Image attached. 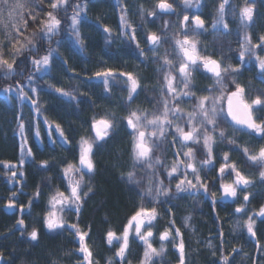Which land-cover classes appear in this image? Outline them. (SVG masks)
<instances>
[{
  "label": "trees",
  "instance_id": "16d2710c",
  "mask_svg": "<svg viewBox=\"0 0 264 264\" xmlns=\"http://www.w3.org/2000/svg\"><path fill=\"white\" fill-rule=\"evenodd\" d=\"M156 2L70 0L67 12L59 11L61 30L52 38L50 45L41 41L37 33V52L25 51L17 57L15 74L5 78L6 70L0 69V254L3 257L0 264H80L82 254L78 251L74 229L69 227L71 224L88 232L86 240L97 264H108L110 259L113 264H119V259L115 257L117 246L115 243L112 246L107 244L106 233L112 230L119 235L142 203L146 208L157 209L158 215L152 227L153 246L157 249L161 243L165 246L163 254L154 257V264H179V251L175 244L181 239L185 245V264H222L225 256L228 257V264H264V217L254 218L255 237L244 226L247 217L264 206V182L259 179L262 169L251 164L243 154L244 147L255 152L264 146V134H250L244 129L233 131L236 126H228L231 118L226 117L225 102V113L219 117L218 123L226 137L235 143L221 142L217 136L212 162L202 168L201 161L206 158V151L202 143L192 145L196 165L201 169L199 174L207 184L208 192L200 188L199 191L190 189L177 193V178L174 176L170 181L168 177L170 165L177 158L176 153L181 151L179 143L173 146L174 130L170 128L166 138L158 141L153 157H159L161 163L149 169L146 164L134 163L130 129L123 119L129 110H147L150 115L162 110L165 97L161 89L167 68L161 57L167 54L178 64L171 37L177 33L185 14L189 15L190 23L194 15H200L205 21L204 29L197 36L201 54L211 56L225 66L231 64L240 68L239 73L228 74L226 83L229 90H234L230 80L235 75L245 87L249 100L257 96L264 99V73L258 61L247 54L242 63L239 61L240 40L245 32L239 23V9L244 0H229L226 5L224 21L229 25L228 30L222 25L215 29L212 27L218 19L217 9L221 0H193L192 7L187 9L183 0H168L174 7L172 13L156 9V16L150 17L147 11L155 9ZM77 3L86 4V12L82 14L78 26L83 46L76 42L68 28V17ZM47 5L48 0L35 2V10L40 12L41 18H44L45 12L51 11ZM141 5L146 10L143 18L139 11ZM254 5V21L248 31L256 41L259 35L264 34V0H254ZM122 8L127 9V19L136 29V41L130 39V29L121 26ZM25 16L27 18L26 13ZM37 23L29 19L24 35L36 31ZM105 27L111 30V34L104 31ZM151 32L165 37L156 54L149 51L146 42V36ZM191 32L192 28H189ZM19 38L23 40V36ZM0 40H4L2 27ZM49 47L56 49L52 53L51 66L45 73L34 72L31 58L46 54ZM4 48L5 58L11 59L14 50L7 41ZM256 51L264 56V52ZM107 70H111L113 75L108 77L106 88L105 77L95 74ZM121 72L132 73L141 84L130 105L127 100V77L120 76ZM30 74L33 77L31 82L27 79ZM173 74L179 76L178 72ZM176 84H180L179 79ZM32 87L37 88L35 94L31 92ZM6 88L10 90L5 92ZM19 88H23L31 99H20ZM56 88H62L71 96L61 95L55 91ZM190 88L195 95L182 98L183 103H180L185 112L194 109L197 97L209 95V90L215 91L211 73L202 67L193 71ZM32 100L37 101L36 106ZM104 116L114 119L116 127L106 140L94 146L95 170L84 176L82 188L87 196L81 201L79 216L74 210L66 211L65 227L49 231L44 224L48 201L57 190L65 191L68 184L63 168L67 163L78 164L81 137L94 136L90 130L92 119ZM254 116L264 118V106L258 107ZM225 119L228 123H224ZM180 123L183 125L184 120ZM21 124L24 125L23 133L20 131ZM56 124L60 125L64 137L56 130ZM22 145L25 149L23 155ZM28 148L32 150L31 156L27 154ZM225 152L229 154V161L254 181L253 186L240 190L235 199L221 198L219 168L224 163ZM180 159H183L182 154ZM43 161H47V167L41 166ZM5 163L10 166L5 167ZM130 171L135 172L138 184L128 182L127 173ZM12 172L16 175L13 176ZM188 178L192 179L190 172ZM233 178L226 174L223 182H230ZM149 181L154 185L163 181V186L170 189L169 195L158 197L159 203H150V197L142 202L140 194L149 186ZM89 187L91 192H88ZM212 193H216L215 203ZM245 193H251L245 213H236L235 209L244 205ZM10 202L15 206L9 208ZM20 219L25 222L23 227L17 223ZM33 229L38 232L36 241L30 239ZM165 229L171 230L174 240H159ZM175 229H179L180 236L175 235ZM257 242L261 248L257 247ZM143 252V243L133 233L125 264H140Z\"/></svg>",
  "mask_w": 264,
  "mask_h": 264
},
{
  "label": "snow or ice",
  "instance_id": "6c2138e0",
  "mask_svg": "<svg viewBox=\"0 0 264 264\" xmlns=\"http://www.w3.org/2000/svg\"><path fill=\"white\" fill-rule=\"evenodd\" d=\"M35 2L36 0H0V27H2L4 32V40H0V69L6 70L5 78L15 74L17 57L23 55L25 51L30 53L37 52V33L40 34L39 39L41 41L47 42L49 45L51 44L52 38L58 35L61 30L62 20L59 18V11L62 9L66 13L70 0H48L47 6L51 11L45 12L44 18H41L40 12L35 10ZM39 2L42 3L43 0H39ZM183 4L186 9L190 8L192 7L193 0H183ZM228 4L229 0H221L219 3L217 9L218 19L212 25L214 29L218 25H222L225 30H228L229 25L224 21L225 7ZM197 7H199L198 3ZM156 9L160 12H171L174 10L173 4L169 3L168 0H157L155 9L147 11V15L150 17L156 16ZM139 11L141 18H143L146 10L142 5ZM85 12L86 4L81 5L77 3L72 7V15L68 17L70 21L68 25L70 34L75 36L76 42L81 46L84 45V40L81 39V32L78 26L81 23L82 14ZM121 12V26L130 29V39L136 41V29L127 19V9L122 8ZM254 12V0H244V5L239 9V23L245 30L240 40L239 61L242 63L246 54L250 57H255L261 72L264 73V56L258 54L256 51L259 49L261 52H264V34L259 35L257 40L253 41L248 31L254 21ZM25 13L27 14V18ZM29 19L33 22L38 21L36 31L31 35H24L27 32ZM189 21V15L185 14L182 21H180L177 33L171 37L174 45L173 50L176 52L177 60L179 61L178 64H175L172 59H169L167 54L161 57L164 66L167 68L164 72V85L161 89L162 95L165 97L162 102V110L151 115L147 110H129L127 116L123 119L126 121L127 128L130 129L132 139L131 155L135 164H146L149 169L160 164V158H154L153 152L158 147V141L165 139L166 133L171 128L175 132L173 146L175 147L179 143L181 151L176 153L177 158L170 165V170H168L169 180L171 181L174 176L177 178L175 184L177 193L186 192L190 189L199 191L200 188H203L204 192L207 193L208 186L202 181L199 174L201 169H198L196 165V153L192 145L202 143V147L206 151V158L201 161L202 168L204 165L212 162L213 145L217 142V136L221 142L227 140L229 144L235 143L233 139L226 137L224 129L218 123L219 117L225 113V102L226 117L231 118V124L228 126H236L233 128V131L244 129L248 130L250 134H264V118L257 119L254 116L256 109L264 106V99L257 96L249 100L246 96L245 87L239 83L235 75H232L230 80L231 84L234 85V90H229L228 84L226 83L228 74L239 73L240 68L234 67L231 64L225 66L221 61L201 54L198 49L200 41L197 39V36L204 29L205 21L200 15H194L191 23ZM22 28L23 31L21 30ZM165 28H167V24H165ZM189 28H192L191 34L189 33ZM104 31L111 34V30L107 27L104 28ZM21 36H23V40L19 38ZM164 40L165 37L163 35H159L156 32L149 33L146 36L149 51L156 54L157 49ZM5 41L14 50L11 52V59L5 58L4 56ZM137 47L139 48L138 41ZM54 51L56 49L49 47L46 54L39 58H31L30 62L34 72H46L51 66V58ZM141 54L143 55V50ZM199 67L211 73L214 79L215 91L209 90V95L197 97L194 109L185 112L180 107V103H183L182 98L195 95L190 85L192 83V72L198 70ZM174 72H178L179 76L174 75ZM95 75L105 77L104 84L107 88L109 84L108 77L112 76L113 73L111 70H107L97 72ZM120 76L127 77V100L130 105L134 102V97L138 94L137 90L141 87L139 78L132 73L124 72H121ZM32 78V74L27 77L29 82L32 81ZM178 79L180 81L179 85L176 84ZM49 87L53 86L49 85ZM9 90L8 88L4 89L5 92ZM55 91L63 96H71V93L64 91L62 88H56ZM31 92L35 94L37 88L32 87ZM18 95L22 100L31 99L23 88H19ZM32 103L34 106L37 105L36 100H32ZM37 112H39L38 108ZM181 120H184L183 125L180 123ZM224 123H228L227 119L224 120ZM115 127L116 123L114 119L109 116L100 118L93 117L90 130L94 133V136L81 137L78 146V164L67 163L63 168V176L68 182L66 190H57L51 195L48 201L49 208L44 217V224L49 231L65 227L64 213L66 211L70 212L74 210L77 217L79 216L82 206L81 201L87 196V192H84L82 188L84 176L86 173H92L95 170L93 159L94 146L98 142L106 140ZM56 130L60 132L61 137H64V133L59 124H56ZM20 131L21 133L24 132L23 124L20 125ZM37 135H39V132H37ZM24 151L25 149L22 145V155ZM27 154L29 156L32 155L31 148L27 149ZM181 154L183 159H180ZM243 154L251 164L260 166L262 170L259 172V179L261 182H264V146H260L255 152H250L248 147H244ZM223 160L224 163L219 168L222 181L220 188L223 193L221 198L231 197L235 199L240 190L253 186L254 181L242 173L234 162L229 161V154L227 152L224 153ZM21 164H23V160H21ZM9 166L5 163V167ZM41 166L47 167V161L41 162ZM189 172L191 173L192 179L188 178ZM226 174L234 178L230 182H223ZM12 175L15 176L16 172H12ZM127 176L129 183H139L135 179V172L130 171L127 173ZM91 191L92 189L89 187L88 192ZM169 192L170 189L163 186V181H159L155 185L149 181V186L140 194V198L143 202L146 197H150V203H159L158 197L168 196ZM36 195L39 196V191H37ZM250 195L251 193H245L243 195L244 205L237 207L235 209L236 213H245V205L249 202ZM13 196H15V192ZM215 196L216 193H212L213 203H215ZM14 206L15 204L13 202L8 204L9 208ZM21 212H23V207H21ZM157 215L156 207L146 208L142 203L129 218L127 225L119 235L112 230L106 233L105 239L107 244L112 246L115 243L117 246L115 257L119 259V264H125L126 253L130 246V235L133 233L144 246L140 264H154V257L163 254L165 251L164 244L161 243L160 248L157 249L152 243L154 236L152 231L153 221L156 220ZM256 216L264 217V206H261L258 212L248 216L244 221L247 232L253 237L256 236L254 219ZM17 223L23 227L25 222L23 219H20ZM69 227L74 229L73 234L78 239V251L82 254L80 264H97L86 240L89 235L88 232L82 231L76 224H71ZM29 235L33 241L38 239L36 229H33ZM175 235L177 237L181 235L179 229H175ZM159 240L161 242L174 240L171 230L165 229L159 235ZM175 247L179 251V264H185V245L183 240L181 239L178 244H175ZM257 247L261 248L259 242H257ZM2 258V254H0V259ZM108 264H113V260L110 259ZM222 264H228V257H223Z\"/></svg>",
  "mask_w": 264,
  "mask_h": 264
},
{
  "label": "water",
  "instance_id": "95a60500",
  "mask_svg": "<svg viewBox=\"0 0 264 264\" xmlns=\"http://www.w3.org/2000/svg\"><path fill=\"white\" fill-rule=\"evenodd\" d=\"M173 9H174V7H173ZM174 11V10H173ZM173 11H171L170 13H172Z\"/></svg>",
  "mask_w": 264,
  "mask_h": 264
}]
</instances>
